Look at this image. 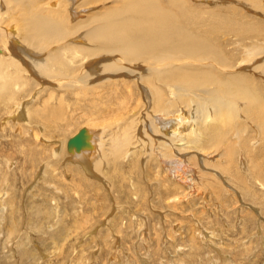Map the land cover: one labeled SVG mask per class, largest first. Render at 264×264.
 <instances>
[{"label":"bare ground","instance_id":"6f19581e","mask_svg":"<svg viewBox=\"0 0 264 264\" xmlns=\"http://www.w3.org/2000/svg\"><path fill=\"white\" fill-rule=\"evenodd\" d=\"M242 6L260 8L264 17V0H0V137L3 138L2 132L7 133L9 128L11 135H6L10 138L6 141L7 148L9 146L27 156H32V153L38 150L40 162L41 159L44 162L43 168L41 167L44 170L38 181L49 174V180L59 176L64 178L69 167L77 166L75 170L78 169L79 175L85 179L89 176L98 178L107 186L103 172L107 171L110 165L115 166L118 160L126 159L134 166L138 165L139 161L141 165L153 161L157 170L165 175L163 182L169 184H164L158 192L156 190L157 195L160 192L165 195L164 203L167 207L165 210H157L163 219L168 212L178 213L172 207L178 200H186L191 195L190 190L185 191L190 188L185 186L189 180H201L216 168L219 170L215 171L220 174L221 170L223 171L222 176L229 179L228 184L235 182V178L239 180L238 187L249 198L252 196L251 200L253 198L262 206L263 209H258V213L263 214L264 194H258L256 189L255 192L252 191L253 185L247 184L252 179H259L263 182L259 185H264V168L259 164L258 152L255 149L250 150L249 145L245 144V140L241 138V129L233 133L235 136L232 134L234 139L229 140L232 143L227 140L226 144L222 143L226 129H234L239 124L237 114L242 115L246 123L251 122L259 133L264 131L260 123L264 118V97L256 88L258 81L255 76H248L250 73L245 75L242 74L244 71L232 69L236 65L228 66L233 53L231 55V51L226 50L224 45H230L231 41L229 36L218 39L223 31H231L238 37L250 34L264 36V27L255 25V20L242 13ZM243 59L245 61V58ZM219 69H227L226 73H229L225 75L219 72ZM108 71L115 72L113 75L117 81L120 77L119 79L129 78L144 83L142 89L146 95L144 98L147 111H143V121H146L147 126L140 119L139 109L132 111L134 109L130 108V111L128 103H119L123 96L116 97L118 84L113 78L106 79L104 76L103 79L100 77L99 81L92 82V85L89 84V77ZM93 88L108 89L104 97L100 95L104 92L99 90L102 105L85 99L88 91ZM59 89L61 92L56 94ZM68 91L78 96L79 100L74 108L70 106L72 100L70 102L66 96ZM93 96L94 94L92 98ZM114 98L118 104L114 102ZM243 101L247 103L243 104ZM78 105H81L83 116H89V122H99V125L80 127L63 141L59 140V148H52L55 141L53 137L61 135L62 127L65 128L61 121H68L67 114H75L74 109L77 110ZM185 108L188 109L187 117L181 114L183 110L180 111L187 110ZM149 115L150 121H147ZM139 122H142L141 126L138 125ZM82 128L85 130L84 143L68 146L69 139ZM2 138L0 226L5 236L0 242V260L6 264H22L24 261L27 264H82L83 251L87 245L86 241L81 244L83 238L95 242L101 236L102 230L107 237L114 229L120 233L123 226L130 227L131 219H126L127 223L123 222L117 212L112 214L114 211H108L109 216H105L101 224L93 225L91 231L82 233L81 238H76L75 243L80 241L79 245H82L81 250L77 252L76 246L70 242V237L74 233L77 234L81 222H90V214L79 208H72L77 214L75 216L76 214L69 213V204L51 202L46 199L47 196H44L42 201L31 200L28 206L24 205L28 215L20 226L21 218L17 212L21 206L14 204L16 189L14 187L10 192L5 185L10 180L8 171H14L15 162L7 156L8 151L2 149ZM236 140H240V143L235 142ZM220 143L222 147L220 145L221 152L218 155L224 157L225 161L222 162L219 157H211L215 163L213 168L208 158L212 153L208 151L216 148L218 152ZM27 144L30 146L28 151L25 149ZM237 149L246 157L239 158L240 166L234 161ZM61 159L67 160L62 162ZM23 163L33 167L35 158L25 159ZM60 163L62 165H59ZM192 163L200 169L198 173L191 167ZM242 169L246 170L245 174ZM226 173L229 175L225 176ZM54 187L58 190V186ZM33 188L35 187L32 186ZM180 189L183 190V195L179 196ZM32 197L34 196L30 198ZM54 203L56 205L52 206ZM7 206L12 208V211L7 212ZM119 207V204H116V209ZM146 208L148 210V207ZM154 210L151 211L155 212ZM132 212L144 220V224L138 229V241L132 240L131 237L132 245L136 244L137 248L140 243L146 245L144 241L149 236H146L145 230L148 226H145L146 217H142L143 214L133 210ZM263 216L260 217L264 218ZM55 217L57 220L51 223ZM202 233L205 236L208 234L205 231ZM190 238L192 240V237ZM103 242L102 245L108 247V243ZM121 243L115 246L118 248L113 259L117 264V251L122 250L124 253L125 249ZM213 250L215 251V248ZM219 250L222 251L220 248ZM135 253L131 254L134 258ZM218 253L220 256L224 255L226 260L225 254ZM144 256L138 258L146 264L148 260L143 258ZM0 264L4 263L0 261Z\"/></svg>","mask_w":264,"mask_h":264},{"label":"rangeland","instance_id":"374dc122","mask_svg":"<svg viewBox=\"0 0 264 264\" xmlns=\"http://www.w3.org/2000/svg\"><path fill=\"white\" fill-rule=\"evenodd\" d=\"M190 1L192 2V0H190ZM229 1L232 2V0H229ZM193 2H194V0H193ZM241 8L243 10L242 13L244 12V14L247 15L248 17L252 18L253 21L255 20V25H258V26L261 25V27H264V25H263L264 24V17L262 14L263 13L262 9L254 8V7L253 8L245 7V6H242ZM259 20H260V22H259ZM257 23H259V24H257ZM230 32L231 31H226V33H225L223 31L221 36L219 35V38H218L219 40H222V39L226 38V36L227 37L229 36L228 39H230L229 41H231V43L233 44V45H231V43H230V45L233 47H231L229 44H227V46L224 45L225 49L227 48L226 50L229 49L228 51H231V55L233 53L232 57L230 58V64L228 66L234 67L236 65L232 69H236L237 71L241 70V72L244 71V72H242V74H245V75H248L250 73V75H248V76H251V77L255 76L254 78H256V80L258 81V85L260 84L259 87L257 85L256 88H258L260 94L264 97V70H263L264 69V43H263L264 42V40H263L264 36L262 34H260V35L259 34L251 35L250 34V36L245 35L242 37L241 36L238 37V36H236V34L233 35L232 34L233 32H231V33ZM232 36H234V37H232ZM255 36L256 37L258 36L257 39ZM251 38H253V39H251ZM231 39H233V40H231ZM238 40H240L241 43ZM237 42H239V43H237ZM252 45H255V46L253 47ZM258 46H259V49H258ZM247 47H248V49H247ZM230 48H231V50H230ZM244 48H245V50H243ZM250 49H253V51ZM234 52H236V53H234ZM250 53H251V55H250ZM241 57H242V59L245 58V61H244V59L242 60ZM105 58H107V57H105ZM239 60H240V62H238ZM252 60H253V62H252ZM237 62H238V64H237ZM252 63H255V65L254 64L253 65L256 66V68H254ZM239 64H241V66ZM243 64H246V65H243ZM257 64H259L258 69H257ZM237 65H239V66H237ZM250 65L254 69L252 67H250ZM243 66H245V67H243ZM249 67L251 70L248 69ZM247 69H248V71H247ZM255 69H256V71H255ZM224 70L225 69H223V71L219 69V72H221L225 75L229 73V72L226 73L227 69H226V71H224ZM251 71L253 73H251ZM108 72H106L104 74L100 73L99 75H92L93 77L92 76L89 77V80L91 78V81H89L90 82L89 84L92 85V82L95 83V82L99 81L101 78L103 79L104 76L106 79L108 77L113 78V80H115V82L118 84V86H117L118 88L116 87V92H118L116 94V97L121 98L123 96L122 99L119 100V103H121V102H124L125 104L128 103L127 105H128V108L130 111H131V109H134L132 111L139 109L138 111L141 112V114L139 113V116H140V119H142V121H143V119H144L143 114L147 111V110L145 111V109L147 108V105L145 104L146 95L142 89L144 86V83L138 82L134 79H129V78L119 79L120 77L118 78V81H119L118 82L117 79H115L116 77L113 75L115 72L114 71H108ZM254 72H256V73H254ZM142 83H143V85H142ZM129 88H130V90H129ZM102 89H99V88L98 89H94V88L90 89L88 91V94H86L87 96L85 95L86 98L85 97L84 98L87 99L88 101H90V100L93 101L94 104L100 103L99 105H102L103 101H101V99H100L101 97L99 98L100 91L104 92V93L100 94L103 97L106 95V93H108V89H103V90ZM121 89L123 91H125V93ZM135 90H137V91H135ZM119 91H120V93H119ZM60 92H61V90L59 89L56 91V94H58ZM69 92H71V91H68V93H66V96H68L70 102L72 100V103H70V106L74 108L75 105H77L76 101H78L79 99L77 98L78 96L76 94H74V92H72V93H69ZM89 92L94 94L93 98H92V94ZM121 92H123V94L124 95L126 94V95L124 96ZM165 92L167 93V91H165ZM90 94H91V96H88ZM96 94L98 97L95 96ZM130 94L132 96H130ZM134 95H135V97H134ZM144 96H145V98H144ZM136 98L138 99L139 103H137L138 101ZM114 99L113 100L116 103L117 99L116 98H114ZM94 100L95 101L97 100L96 103ZM244 102L247 103L246 101H243V104H245ZM117 104H118V102H117ZM135 104H138V105L136 106ZM129 105H131V106L133 105L132 106L133 108L129 107ZM141 105L142 106L144 105V106L142 107ZM138 106H139V108H138ZM77 107H78L77 110L74 109L75 114L74 113L71 115L67 114V117H69L68 121H65V120L61 121L62 126L64 125L65 128L62 127L63 131L61 132V135H58L59 138H58V136L53 137V140H55V141L52 145V148H55V149L59 148V147H57V146H59V143H60L59 140L63 141L67 137L71 136L80 127L90 128L91 125H99V122H97V123L96 122H94V123L89 122L88 121L89 116H85V115H84L85 117L83 116V114L81 112V109H82L81 105H78ZM185 109H187V108H185ZM143 111H145V112L143 113ZM180 111L183 112V113H181V114H183V116L186 115L185 117H187V115H189L188 109L187 110L181 109ZM186 111H187V113H186ZM131 113H133V112H131ZM137 115L138 114L136 113V116ZM73 116H75V117H73ZM241 116L237 114V119L240 122H239V124L236 125V128L232 129V127H231L230 129H226V134L222 138V143L226 144L227 141L229 143H232L229 140L231 138L234 139L233 133H235L241 129V131H242V133H241L242 137L241 138L243 140H245V144L247 143L249 145L248 147H250L249 148L250 150L255 149L258 152V158L260 159L259 160L260 162L259 161L258 162L261 166L263 165V168H264V131L259 133L256 128L254 129V126L251 122L250 123L247 122L248 123L247 124L246 121ZM147 121H150V115H149V120L147 119ZM66 122H68V123H66ZM143 122H145L144 124H146V126H147L146 121H143ZM140 123L142 124V122H139L138 125L141 126ZM260 123L263 125V129H264V118L262 119V121H260ZM67 124H69V126H66ZM59 127H61L60 124H59ZM99 128L100 127H98V129ZM244 129H245V131H243ZM168 130H170V128ZM9 131H10V129L8 128L7 133L2 132L4 134V136H3V138L0 137V138H2L1 147H2V149H5L6 152L8 151L7 156H9L10 159L12 158V162H15V163L13 164V167H14L13 170L14 171H12V172L8 171V177L10 178V180H8L9 178H6L8 181H7V184H5V183L4 184L10 190V192L13 191L12 188L15 187L14 189H16V191H15L16 199H15L14 204L16 203V205L18 207L21 206L20 211L17 212L19 217L21 218L20 226L24 224L23 221H25V218H27V215H28L26 210L23 208L24 205L28 206V204L31 200L42 201V199H44V196L45 197L47 196L46 199L50 200L51 202L56 201V203L57 202H58V204L62 203V205L69 204V207H68V208H70L69 213H71L73 215H75L76 213L74 212V209L72 210V208H75V210H77V208H79L80 210L89 213L90 214V216H89L90 222H88L86 224H85V221H83L84 223L81 222L80 225L78 226L79 232L77 231V234L74 233L70 237V242L76 246L75 250L77 249V252H79L81 250V248H82L81 246L86 241L85 244H87V245H85L86 249L83 251V257H82L83 263L82 264H117L115 262V260L113 259V257L115 256V251L118 248L115 246L120 244V242H122L121 244H123L125 249L123 247L124 253L122 252V250L117 251V252H119V257H118L119 258V264H139V263L144 264L138 258V256H144V255L145 256L143 258H146L148 260V261H146V264H225V263L226 264L227 263L228 264H230V263L231 264H264V218L260 217L261 215L262 216L264 215V212H263V214L262 213L260 214V212L258 213V209L260 210L263 208L258 202H255L256 200H253V198H252L253 201L251 200L252 196H250V198H249L248 196H246L244 194L242 189L240 187H238V185L240 186V183H238L239 180H237L235 178V180H234L235 182H231V183L229 182V184H228L229 179L224 178V176H222V172H223L222 170H221V174H220L218 171H215V170H219L216 168L215 170H213V173L210 172L211 176L206 175V176L202 177L201 180L200 179L196 180L198 178H196L193 181L189 180L187 185H185V186L190 187V188H187L185 191L190 190L191 195H189L186 200H181V199L178 200L177 204L172 207L178 213L168 212L167 215L165 216V219H163L162 217L159 216V212H157V210L160 208L164 209L165 207H167V204L164 203L165 195L164 194L162 195L161 192L159 195H157L156 190H157V192L160 191L161 188L164 187L163 185L166 184L165 182H163L165 180V177H164L165 175L163 173H160L161 172L160 170H159L160 172L157 170V168L154 166L153 161H150V163H148L147 165H141V163L139 161V164L134 166V165H131L129 162H127L128 160H126V159H123L124 161L122 159L118 160L116 162L115 166L110 165L106 169L107 171L103 172L105 178L107 179V182L106 181L105 182L107 183V186L110 185L109 187H107L104 182L102 183V181L98 178L93 177L94 178L93 179L92 177L89 176V177H87V179H85L83 176L79 175L78 169L75 170V168H78L77 166L69 167L68 173H67V175L65 174L64 178L63 177L61 178L59 176L56 179H53V180L50 179L49 180V175H50L49 174L48 176L44 177L45 180L43 179L41 181H38L37 179H39V177L42 175V173H41L42 170H44V169H42L44 162H42L43 161L42 159L40 162L38 150H35L32 153V156L31 155L27 156V154L24 155V153H22L18 150L15 151L8 146V148L11 149V151H10V149H8L6 147V145H7L6 141L10 140V138L6 137V135L7 134L9 136L11 135V133ZM99 134H100V131H99ZM0 136H2V134H0ZM256 139H258V140H256ZM56 140H57V142H56ZM237 141L238 140H236L235 142H237ZM238 142L240 143V140ZM9 145H11V143H9ZM220 145L222 147V144L220 143L219 144L220 150L218 152H216V150H215L216 148H211L208 151V152L212 153V156L210 154L209 155L210 157H208V158H210L209 161H211L210 164L213 168H215V165H214L215 163L213 162L214 160L213 161L211 160V159H213L211 157H214V158L219 157L218 154H219V152H221ZM241 146L243 147V145H241ZM3 147H5V148H3ZM28 147H30V146L27 144L25 149L27 150ZM217 148H218V146H217ZM213 150H215V152H214L215 154L213 153ZM236 151H237V154H235L234 161L237 163L236 165L240 166V164H241L240 159H242L243 157L244 158H246V157L241 152V150L237 149ZM33 157L35 158V165H33V167L28 166V165L26 166V164L23 163V161L25 159L31 160ZM65 158H67V156H65ZM220 158H221V161L223 160L222 162L225 161L224 157H219V159ZM65 160H67V159H61L62 162H64ZM38 161H39L40 165H38L39 164ZM212 162H213V164H212ZM59 165H62V163H60ZM241 166H243V165H241ZM100 167H102V165ZM142 167L144 168L145 173H144ZM148 167L152 168V170ZM191 167H193V169L197 173H198V170H200L193 163L191 164ZM154 169H155V171H154ZM1 170H3V169H0V171ZM71 170H72V172H71ZM156 172H157V174H156ZM242 172H243V174H245L246 170L242 169ZM142 174L144 176H142ZM0 175H3V174H1V172H0ZM117 175L119 178L117 177ZM227 175H229V173L225 174V176H227ZM70 176H72V178ZM122 176H124L125 178ZM36 177H38V178H36ZM194 177H195V175H194ZM230 177H232V176H230ZM14 178H15V180H14ZM59 178H61V179H59ZM204 178H206V179H204ZM11 180H13V181H11ZM218 180L220 183L218 182ZM9 181L11 183L8 184ZM53 181H54V183H53ZM261 183L263 184V182L259 179H252L247 184H250V186L253 185L252 191L255 192V189H256L257 193L261 195V194H264V192H263L264 191V185L263 186L259 185ZM2 184L3 183H1L0 186ZM8 185L10 188L8 187ZM46 185H48V186L46 187ZM67 185H68V187H67ZM166 185L169 186V184H166ZM32 186L35 188L32 189ZM54 186H58V190ZM192 186H194V187H192ZM214 187H216V189ZM158 188H159V190H158ZM34 191H35V193H34ZM241 191H242V193H241ZM181 192H183L182 189H180L178 191L179 196L181 194L183 195V193H181ZM144 195H147V196L145 197ZM31 196H34L35 198L34 197L30 198ZM52 198H54L55 200H51ZM128 198L129 199L131 198V199L129 200ZM85 200H87L88 202H86ZM145 202H146V204H145ZM56 203L51 204V205L54 206V205H56ZM83 204H85V205H83ZM116 204L117 205L119 204V206H120L118 209H116ZM148 204H149V206H148ZM78 205L80 207H78ZM8 207L9 206H7V212L9 210L12 211V208H10V207L8 208ZM146 207H148V210ZM23 209L25 210V212ZM79 209H78V214L80 212ZM152 209H155L154 210L155 212H152L151 211ZM132 210L143 214L142 217H146L145 226H146V224L148 226V228L145 230L146 236H149V238L147 240L145 239V241H144V243H146V245L140 243L137 245V248H135L136 244L132 245V240H134V239L136 240L137 238H139L138 234H140V233H139L138 229L142 226V224H144V220L141 219L140 216L134 215ZM108 211L109 212L114 211V212H112V214L117 212L118 213L117 215H120L122 217L121 218L119 216V221L121 218V220H123V222L127 223L128 221L126 219H131L130 227H128V226L124 227L123 226L121 228V230L119 229L120 233H118V231H116L114 229L113 233L108 234L107 237L104 236L105 233H103V230H102L101 236H99L95 242H89L90 240H88V238L87 239L83 238L81 240V244H82L81 246L79 245L80 241L77 242L78 244L75 243L76 238L77 237L81 238V236L83 234H86L88 231H91L90 229L92 228L93 225L101 224L105 220V218L109 216L107 214ZM75 216H77V214ZM23 218H24V220H23ZM55 218H53L54 220L52 219L50 222L54 223L57 220V217H55ZM261 221H262V223H261ZM45 222H46V220H45ZM43 224H44V222H43ZM84 224H85V226H84ZM54 226H57V225H54ZM22 227H24V226H22ZM78 227H76V228H78ZM76 228H75V230H77ZM2 230H3L2 226H0V242L2 241L3 237L5 236V233ZM202 230H204L206 233L208 232L207 236L209 238H206L207 236H205V234L202 233V232H204ZM104 232H106V230ZM156 232H157V234H156ZM211 232L213 233V235ZM129 234H131V235H129ZM261 234H263L262 235L263 238L260 237ZM200 235H202V236H200ZM93 236H95V235H93ZM211 236H213L214 238ZM126 237H127L128 241H127ZM131 237H132V240H131ZM190 237H192V240H194V241H192ZM158 238H159V240H158ZM102 239L103 240L106 239L107 241L103 242ZM208 239L212 241V244H211V241H209ZM123 241H124V243H123ZM137 241H138V239H137ZM102 242L108 243V247L103 246ZM160 242H161V244H160ZM9 247L11 249V246H9ZM213 248H215V251L213 250ZM219 248L222 249L223 252L221 250H219ZM1 249L2 248L0 245V250ZM128 249H130L131 251ZM134 252H136L135 258H134V256L131 255L132 253L134 254ZM218 252L225 254L226 255L225 257H227L226 260L224 259V255L220 256ZM0 261H2V263L6 264V262L3 261L2 259ZM11 262L12 261H10V263ZM22 264H27V262L24 261Z\"/></svg>","mask_w":264,"mask_h":264},{"label":"water","instance_id":"95a60500","mask_svg":"<svg viewBox=\"0 0 264 264\" xmlns=\"http://www.w3.org/2000/svg\"><path fill=\"white\" fill-rule=\"evenodd\" d=\"M84 134H85V130L83 128L80 129L79 132L74 137L69 139L68 146H70L72 144H76V145L80 144L81 145L82 143H84L83 142L84 141ZM76 139H78V140H76Z\"/></svg>","mask_w":264,"mask_h":264}]
</instances>
